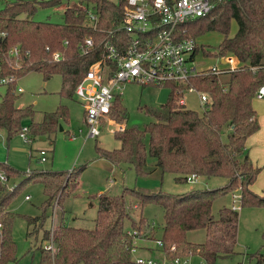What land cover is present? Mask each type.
<instances>
[{
	"label": "trees",
	"instance_id": "1",
	"mask_svg": "<svg viewBox=\"0 0 264 264\" xmlns=\"http://www.w3.org/2000/svg\"><path fill=\"white\" fill-rule=\"evenodd\" d=\"M69 1L97 13L96 29L86 25L81 7H66L61 24L29 19L38 8H56ZM122 6V0L116 3L108 0H14L5 4L0 9L1 75L18 78L30 71H38L42 82L58 76L61 82L58 96L72 99L88 66L101 58L102 49L98 44L109 40L107 32L119 24ZM21 15L24 18H20ZM231 22L235 23L236 30L229 36ZM178 29L182 32L181 38L192 40L205 33H218L222 39L215 56L230 54L244 67L219 77L197 76L187 82L208 98L199 114L178 105L174 87L166 85L169 93L165 102L142 109L152 122L113 134L119 142L117 149L96 148L95 151L97 156L114 166H129L136 177L148 176L156 170L160 174L173 175V181L179 184L194 175L205 180L223 178L224 185L215 189H191L181 194L143 193L131 189H123L120 196L99 194L92 229L66 226L60 214L49 231L44 229L49 210L54 206L58 208L62 198L74 191L80 170L67 173L32 171L11 191L0 183V264L14 261L15 246L10 238L14 216L7 211V205L16 190L27 182L41 184L44 196L39 216L24 219L31 228L28 235L41 232L44 242L37 248V264H136L128 248L138 237L127 232H137L138 228L125 206L127 194L141 206L155 204L161 208L159 240L162 250L159 251L168 260L196 256L203 264H214L233 254L238 212L221 206L215 215L212 213L213 202L226 194L238 192L240 208H261L264 215V189L259 194L250 190L259 168L250 163L244 146L245 140L258 129L252 101L264 83V0H223L207 15L187 21ZM87 37L93 39V48L80 55L77 44ZM110 42L114 45V40ZM12 48L18 50L17 68L12 67L13 58L7 56ZM197 51L206 54L196 46L192 55ZM52 52H59L62 61L50 63ZM13 85L5 88L0 99V130L9 140L18 134L22 123H26L27 143L37 137H44L51 143L59 120L66 121L65 106H57L55 111L43 114L41 121L35 123L31 107L14 106L17 97L12 93ZM118 97L111 102L109 117L121 123L125 122L126 113ZM147 157L153 160L151 170L146 169ZM0 172L7 179L17 175L4 163H0ZM198 230L204 232L203 242H188L187 234ZM48 241L52 251L43 249ZM170 246H174L173 252L169 251ZM256 264L261 262L257 260Z\"/></svg>",
	"mask_w": 264,
	"mask_h": 264
},
{
	"label": "rangeland",
	"instance_id": "2",
	"mask_svg": "<svg viewBox=\"0 0 264 264\" xmlns=\"http://www.w3.org/2000/svg\"><path fill=\"white\" fill-rule=\"evenodd\" d=\"M13 1L0 0V9L5 4ZM108 1L117 2V0ZM66 7L80 8L81 6H78L75 1H69L56 8H38L29 19L33 22L47 21L61 24L63 11ZM20 18H24V15H21ZM235 30L236 25L231 22L229 36H232ZM221 39L222 36L216 32L205 33L194 39L196 46L201 47L208 54L207 56L201 51L196 52L193 60L196 71H206L218 65L215 54ZM60 85L61 82L58 76H51L47 81L42 82L41 73L38 71H30L18 77L13 85L14 89L20 88L22 90L20 94H16L17 98L14 101V106L16 108L31 107L34 112L33 121L38 119L40 114L55 111L59 105L65 106L67 110L66 121L59 120L58 129L53 134L51 143H45L38 139L27 143L19 139L17 135L11 136L7 140L4 132L0 130V163L7 164L17 172L15 177H10L5 183L7 190L20 183L23 177L27 176L24 172L26 173L28 170L29 173L32 171L67 173L72 170H80L77 174L78 183L76 188H80L82 194L78 196L73 191L68 196L63 197L58 208L54 206L52 210H49V217L44 224V229L51 231L60 214H62L66 226L92 229L96 213V196L99 194L120 196L123 189L143 193L181 194L191 189H215L224 185L225 179L223 178L208 180L198 178L197 182L192 185L188 183L179 184L173 181V175L160 174L156 170L149 172L148 176L136 177L129 166L118 165L117 167L100 158L96 154V148L103 150L117 149L119 142L104 129L100 130L95 139L85 138L86 130L82 120V108L74 96L72 99L58 96ZM4 91L5 88H0V99ZM168 93L169 89L166 87L125 85L118 98L120 105L125 109L126 128H141L143 125L152 122V119L142 109L163 104ZM182 100L184 109L198 114L202 111L194 92H184ZM252 107L256 111L257 118L264 123V98L262 100L254 99ZM23 125L27 124L22 123L21 126ZM59 127L61 130H59ZM49 146L51 151L46 152L45 161L39 163L37 161L38 150L46 148L44 150L49 151ZM152 168L153 160L147 157L146 169L151 170ZM262 178L264 176H261ZM262 184L263 181L261 180L259 185L262 186ZM25 197L27 199H24ZM43 201L42 186L37 182L23 184L10 199L7 211L14 216L11 223L10 238L14 243L15 252L14 261L7 264H37L39 261L37 248L42 247L44 243L41 241V232L28 235L31 228L27 227L24 219L39 216ZM230 202L229 194L215 200L212 204V213L215 215L221 206L228 208ZM134 205L137 206L135 210L132 207ZM125 206L128 207L130 217L135 223V227L138 228L137 237L139 239L135 242L137 248H146L145 246L149 248V251L138 249L134 256L143 260L160 261L162 255L154 245L153 240H158L161 234V208L155 204L141 206L139 201L129 194L126 195ZM186 240L194 244L202 243L204 232L202 230L190 232L187 234ZM235 241L233 254L228 258L216 260L214 264H239L243 258L251 264L256 263L257 260L264 264V215L261 208H240ZM187 260L188 264L200 263L199 258L196 256L188 257Z\"/></svg>",
	"mask_w": 264,
	"mask_h": 264
},
{
	"label": "built area",
	"instance_id": "3",
	"mask_svg": "<svg viewBox=\"0 0 264 264\" xmlns=\"http://www.w3.org/2000/svg\"><path fill=\"white\" fill-rule=\"evenodd\" d=\"M223 0H122L121 19L119 24L107 32L109 40L99 42L102 56L90 64L83 77L74 89V97L82 108L85 138L95 139L101 129L108 134L121 133L126 128L125 122L117 123L109 117L111 102L115 96H120L125 85L133 84L139 87H165L172 85L177 96L176 103L184 106L182 100L184 92H194L202 111L208 102L204 93L197 92L187 82L199 76L219 77L241 70L244 66L232 55L217 57V66L206 71H196L193 66V51L196 47L194 40L181 38L182 32L178 29L183 23L195 18L205 16L217 3ZM84 13L86 25L96 29L98 15L90 8H80ZM116 35V36H115ZM114 40V45L110 40ZM65 44V42H64ZM94 42L90 37L84 38L77 44V52L85 55L91 51ZM45 52L48 48L45 47ZM13 58V68H17L18 50L12 48L7 52ZM62 61L59 52H52L49 56L50 63ZM254 70V69H252ZM16 77L1 75L0 88L15 84ZM20 88H15L13 94H19ZM116 94V95H115ZM264 98V83L257 89L255 99ZM28 128L20 127L18 138L27 142ZM46 150L37 152V161H45ZM27 176L29 170L24 172ZM5 175L0 172V183L7 182ZM198 177L190 175L185 183L195 184ZM13 185L8 191L14 188ZM231 202L229 209L240 210V196L238 192L229 194ZM24 199H27L26 197ZM137 209V206H132ZM128 209V207L126 206ZM133 236L137 232H127ZM134 238L128 248L132 260L136 264H188V260H168L161 253L162 259L143 260L134 256L138 248ZM157 249L162 250L160 240H154ZM51 242L44 244L43 249L52 251ZM174 251V246L169 247ZM203 264V263H199ZM240 264H245L241 262ZM256 264V263H254Z\"/></svg>",
	"mask_w": 264,
	"mask_h": 264
},
{
	"label": "crops",
	"instance_id": "4",
	"mask_svg": "<svg viewBox=\"0 0 264 264\" xmlns=\"http://www.w3.org/2000/svg\"><path fill=\"white\" fill-rule=\"evenodd\" d=\"M21 92H22V90H21ZM262 99H257V100H262ZM255 113H256V111H255ZM42 115L43 114H40V116L38 117V119H34V121L33 120L32 121L35 122V123H39L41 121ZM256 117H257V115H256ZM257 120H258L257 121V123H258V129H257V131L254 134H252L250 137H248L245 140V143H244V146L247 149V150L245 149L246 150V154H247V157H248L250 163L254 167L259 168V172H258V174L256 176V179L254 180L253 184L250 186V190L253 191L254 193H259V192H261L260 190L262 188L264 189V178L261 179V176H264V173H263L264 172V131L262 129L264 123H262L259 120V118H257ZM35 139H38L40 141H44L46 143V140H45L44 137H37V138L32 139V141H34ZM41 149H46V148H41ZM48 150L49 151H46V152L49 153L50 152V148H48ZM261 180L263 181L262 186L259 185ZM75 189L76 190H74V192L77 193L78 196H80L82 194L81 189L80 188H75ZM145 247L146 248H142V249L141 248H138V249L145 250V251H149L148 250L149 248L147 246H145ZM159 253H160V251H159ZM241 262H244L245 264H251L250 262H248L244 258L241 260Z\"/></svg>",
	"mask_w": 264,
	"mask_h": 264
},
{
	"label": "water",
	"instance_id": "5",
	"mask_svg": "<svg viewBox=\"0 0 264 264\" xmlns=\"http://www.w3.org/2000/svg\"><path fill=\"white\" fill-rule=\"evenodd\" d=\"M59 130H61L60 127H59Z\"/></svg>",
	"mask_w": 264,
	"mask_h": 264
}]
</instances>
